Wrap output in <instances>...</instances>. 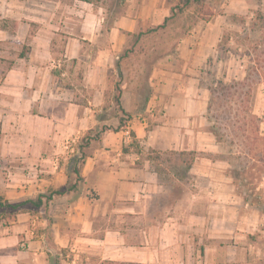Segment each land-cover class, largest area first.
Segmentation results:
<instances>
[{"label":"crops","instance_id":"1","mask_svg":"<svg viewBox=\"0 0 264 264\" xmlns=\"http://www.w3.org/2000/svg\"><path fill=\"white\" fill-rule=\"evenodd\" d=\"M177 1L127 0L126 11L115 13L102 0H0V196L13 201L66 190L76 178L77 152L67 143L79 144L92 129L100 132L86 147L80 186L33 206L37 231L29 227V212L0 224V264L84 258L116 264H264V230L234 219L230 200L240 198L235 177L224 184L232 177L213 174V165L224 160L197 155L190 169L194 188L186 190L187 180L175 175L174 192L154 160L141 157L151 149L198 153L219 147L208 126L204 69L211 57L216 69L224 64L220 43L235 14H253L256 8L252 26L263 32L264 0H225L223 12L184 32L153 68L142 106L129 82L120 80L122 106L133 118L116 130L122 111L111 95V73L132 35L163 23ZM248 39L241 38L244 46ZM131 130L141 153L130 145ZM199 158L208 162L203 166ZM63 249L67 253L59 255Z\"/></svg>","mask_w":264,"mask_h":264},{"label":"rangeland","instance_id":"2","mask_svg":"<svg viewBox=\"0 0 264 264\" xmlns=\"http://www.w3.org/2000/svg\"><path fill=\"white\" fill-rule=\"evenodd\" d=\"M102 3L108 7V9L113 10L114 12H125L128 4L127 0H102ZM175 11L173 18L170 19L167 23L166 28L158 30L156 33H149L142 35L140 37L132 36L130 43L126 49H132L129 53V56L124 57L121 61V66H118L111 73V82L113 83V90L111 95L115 93V85L117 82L120 83V80L126 79L132 89H134L136 96H140V104L144 103L145 97L150 93L149 79L152 74L153 68L157 65V62L165 56V49L174 45L180 36L184 32L194 29L197 25L201 24L202 18H207L210 14H218L224 11L225 9V0H191L188 4L186 0H178L175 4ZM253 8V14L251 13H241L234 15V23L229 25L227 32H225V39L220 43V52L218 53L219 58L224 61V64L219 65V69L216 65H213V57L209 60L207 67L204 69L206 74L202 79V83L208 86L210 91V113L211 120H209V128L213 130V115L216 121L218 129L225 131L229 136H233L236 133L233 123L234 113L230 111L229 106L226 104V101L221 97L213 96V92L210 88L215 86V81L219 79H224V81H231L233 79H243L247 72L255 66L260 67L258 75L252 76L255 80L253 85V93L251 99V106L254 113L259 116L257 121L262 133L264 134V30L261 32L260 29H257L256 25L252 26V19L256 17L257 10ZM252 15V16H251ZM259 15H257L258 17ZM250 20L248 21V19ZM246 19V20H245ZM253 19V22H254ZM238 33V35L235 34ZM227 33V34H226ZM234 33V43H229L230 34ZM248 36L250 39L244 41L245 46L243 45L242 37ZM125 49V50H126ZM121 52V55L124 51ZM217 56V55H216ZM255 62L258 64L256 65ZM117 71V72H116ZM120 71V72H118ZM237 76V77H235ZM240 116L243 114L240 113ZM241 124V123H239ZM241 125H244L243 122ZM250 121L248 122L247 134H251ZM239 136L234 137L235 139L228 138L219 144V147L215 148L216 150H199L197 155L199 157H208L213 159L224 160L220 164L213 165V174L221 175L225 174L228 177L237 175L239 179H235V192L240 196L236 197L231 203L234 205V219L243 220L247 223L258 224V228L264 230V146L261 141L255 140L252 144L251 156H256L260 161H254L252 169L249 170V173L244 174L242 167L244 162L247 161V158H237L238 151H246L250 146L244 143V137L241 136V131H238ZM233 140V141H231ZM132 141V139H131ZM69 147L77 148L78 143L70 141L67 143ZM233 151L236 154H231ZM0 152V159L4 157ZM142 159L150 157L154 160L155 168L160 171L161 180L165 184L169 185L172 191L177 192V181L173 180L175 175L184 177L186 181L185 189L191 190L194 188L192 185L195 181H190L192 172L186 171L185 164L181 162L180 158L188 159L190 157V151L185 155L174 154L172 152H151L145 151L141 154ZM246 159V160H245ZM201 165H205L203 161L206 159H200ZM228 161L232 164H229ZM208 162V161H207ZM208 166L211 164H207ZM8 168V167H6ZM199 168H202L199 167ZM5 169V168H4ZM6 170V169H5ZM222 179V178H221ZM232 178H225L222 180L224 184L231 183ZM243 180L242 183H239ZM74 179H71V183ZM230 181V182H229ZM234 181V179H233ZM227 183V184H228ZM235 183V182H234ZM180 184V189H181ZM248 193L251 198L250 203L247 204L244 202L243 197L240 194ZM95 196V194H94ZM26 198L16 199L12 202L22 201ZM64 199V198H63ZM73 200V198H70ZM242 199V200H241ZM0 224L8 225L17 221L18 214H12L10 210H0ZM21 212H29L33 215V218L29 220V227L32 230L37 231L39 227V222H34L38 210L34 209L31 204L22 206L20 209ZM45 215V214H44ZM237 215H239L237 217ZM262 233V232H261ZM48 235V234H47ZM264 235V231H263ZM51 237L50 235H48ZM24 242V241H23ZM263 246H264V236H263ZM70 249H68L69 252ZM63 252L67 253L65 249L58 250V254ZM71 252V251H70ZM54 264H116L109 261H89L84 258L83 261L64 262L60 261ZM118 264H139V263H118Z\"/></svg>","mask_w":264,"mask_h":264},{"label":"trees","instance_id":"3","mask_svg":"<svg viewBox=\"0 0 264 264\" xmlns=\"http://www.w3.org/2000/svg\"><path fill=\"white\" fill-rule=\"evenodd\" d=\"M91 1L94 3L100 2L101 0H86ZM191 0H186V3L188 4ZM175 11V7H172V14L171 16H167L163 23L155 26L150 27L146 29L145 31L141 30L138 33H134L132 36L140 37L142 35L148 34L153 31H158L160 29H164L167 26V23L170 19L173 18ZM132 51V49H126L122 55H120L119 61L117 63V66H121V61L124 59V57L129 56V53ZM257 65L258 63L255 62ZM260 71V67L257 65L253 67V69L249 70L245 77L243 79H233L231 81H224V79H219L215 81V86L210 88L213 92V96L221 97L226 101V104L229 106V109L231 112L234 113L233 115V125L235 129H238V131H241V136L244 137V143L246 145H251L257 141H261V143L264 146V134L262 133L260 126L258 124V120L260 119L259 116L254 113L253 108L251 106V99H252V93H253V85L255 80L252 78L253 74L258 75ZM255 75V76H256ZM115 93L113 95V100L116 103V105L119 106L120 110L122 111V115L120 116V124L118 126L119 130L121 128H124L128 122V120L132 119L133 116L131 113L127 112L124 107L122 106L121 102V94H122V88L119 85V82L115 85ZM211 106H209V113H210ZM240 113L243 114V116H240ZM211 115H208V119L211 120ZM252 124L251 126V134H247L248 129V122ZM243 122L244 125H241ZM241 123V124H239ZM106 127H104L102 130H105ZM212 130V129H211ZM238 131L236 130V133L234 135L229 136L228 133L225 131H221L218 129V126L216 125V121L214 119L213 115V134L215 135L217 141L219 143H222L223 141L230 139H235L239 136ZM93 133V129L90 130L88 133H86L82 138L80 143L77 145V152L72 156L73 161V172L76 175L75 181L70 183L69 187L66 190H71L74 188H78L80 184L82 183L83 177L81 175V169L82 166L85 163V160L87 158V152L86 147L90 144L92 140L99 139L100 132ZM130 135L132 138V141L130 143L131 146H134L138 153L142 152V148L140 145V142L137 138V135L135 131L131 130ZM235 137V138H234ZM233 141V140H231ZM251 146L246 149V151H238L237 152V158H247V161L244 162V165L242 167H238V169H242L244 174L249 173V170L252 169V166L254 165V161L258 160L259 158L256 156H251L252 148ZM124 150H128V147L124 146ZM151 152H156L155 149H151ZM165 152H172L174 154L179 155H185L187 154V151H165ZM231 154H236L233 151H231ZM197 157V151H190V157L188 159L186 158H180L181 162L185 164V169L188 172L195 161ZM246 160V159H245ZM254 160V161H253ZM231 162V161H230ZM261 162V161H260ZM141 162L138 161V164ZM232 164V163H230ZM252 165V166H251ZM158 171V170H157ZM160 174V171H158ZM235 179H239L237 175H234ZM243 180H241L239 183H242ZM66 190H52L47 191L43 193H39L36 198H27L22 201L12 202L9 199L5 198L4 196H0V210L6 211L10 210L16 215L20 212V209L22 206H25L27 204H31L32 206L39 207L43 205L44 202L48 203L50 200L53 199V196L55 194H63ZM244 198L246 201H251V198L249 197L248 193L244 194ZM1 212V211H0Z\"/></svg>","mask_w":264,"mask_h":264}]
</instances>
